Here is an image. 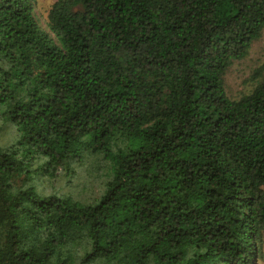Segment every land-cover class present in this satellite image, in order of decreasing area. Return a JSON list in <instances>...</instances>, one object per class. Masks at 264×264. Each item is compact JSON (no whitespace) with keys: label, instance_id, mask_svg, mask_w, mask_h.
<instances>
[{"label":"trees","instance_id":"obj_1","mask_svg":"<svg viewBox=\"0 0 264 264\" xmlns=\"http://www.w3.org/2000/svg\"><path fill=\"white\" fill-rule=\"evenodd\" d=\"M0 0V264H259L264 0ZM8 135L2 139V132ZM102 177L100 194L43 178Z\"/></svg>","mask_w":264,"mask_h":264},{"label":"rangeland","instance_id":"obj_2","mask_svg":"<svg viewBox=\"0 0 264 264\" xmlns=\"http://www.w3.org/2000/svg\"><path fill=\"white\" fill-rule=\"evenodd\" d=\"M55 1L33 0L35 15L47 31H50L48 27L49 10ZM263 62L264 31L262 36L253 42L249 54L242 59L235 60L226 72V89L232 98H238L253 89L256 81L252 78V75L254 70ZM1 135L3 140L8 138L4 131ZM83 169L84 167H78L79 172L75 175H67L62 172L56 178L46 177L38 184L44 186L47 192L69 193L81 199L97 197L101 192L102 177L93 175ZM262 239V256L259 259V264H264V231Z\"/></svg>","mask_w":264,"mask_h":264}]
</instances>
